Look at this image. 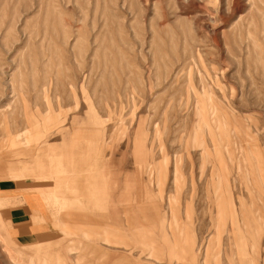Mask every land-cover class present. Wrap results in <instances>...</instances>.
<instances>
[{
    "label": "rangeland",
    "instance_id": "obj_1",
    "mask_svg": "<svg viewBox=\"0 0 264 264\" xmlns=\"http://www.w3.org/2000/svg\"><path fill=\"white\" fill-rule=\"evenodd\" d=\"M0 198V264H264V0H0Z\"/></svg>",
    "mask_w": 264,
    "mask_h": 264
},
{
    "label": "crops",
    "instance_id": "obj_2",
    "mask_svg": "<svg viewBox=\"0 0 264 264\" xmlns=\"http://www.w3.org/2000/svg\"><path fill=\"white\" fill-rule=\"evenodd\" d=\"M27 135L25 134L24 135V138L21 139V140H24V143H25L26 146L29 145V141H30L29 135H30V132ZM40 166H41V169L44 168L43 165H40ZM13 196L14 195H6V196H3V197L4 198H12ZM14 197H17V195H15ZM20 199H21L22 202H24V204H22V206H21V212H20L21 216L22 215L23 216L29 215L31 213L30 210L33 211V210L38 209L39 208V205L36 202H41V200H42V199L40 200L39 197L38 198H34L33 196H31L29 194H25V193L21 195V198ZM0 202H1V198H0ZM23 222H25V221H23ZM0 239H2L4 242L6 241L4 239V237H3V233L1 232V229H0ZM105 239L108 240V238H105ZM5 249L8 251L10 257L14 258L15 261L20 262L21 255L17 251H15L6 242H5ZM84 255L85 254H82L81 256L84 257ZM21 262H23V261L21 260Z\"/></svg>",
    "mask_w": 264,
    "mask_h": 264
}]
</instances>
